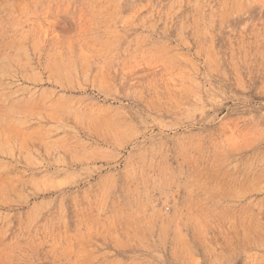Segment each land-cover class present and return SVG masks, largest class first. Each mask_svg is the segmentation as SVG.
I'll list each match as a JSON object with an SVG mask.
<instances>
[{"label":"rangeland","instance_id":"obj_1","mask_svg":"<svg viewBox=\"0 0 264 264\" xmlns=\"http://www.w3.org/2000/svg\"><path fill=\"white\" fill-rule=\"evenodd\" d=\"M0 264H264V0H0Z\"/></svg>","mask_w":264,"mask_h":264}]
</instances>
